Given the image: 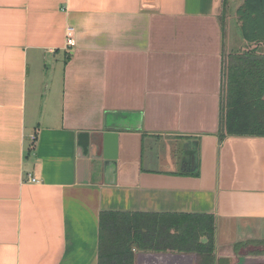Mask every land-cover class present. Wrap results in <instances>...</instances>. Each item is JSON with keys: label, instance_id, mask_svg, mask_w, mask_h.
Returning <instances> with one entry per match:
<instances>
[{"label": "crops", "instance_id": "0c3cea01", "mask_svg": "<svg viewBox=\"0 0 264 264\" xmlns=\"http://www.w3.org/2000/svg\"><path fill=\"white\" fill-rule=\"evenodd\" d=\"M241 3L0 0V264H98L103 213L210 215L215 264H264V138L217 136Z\"/></svg>", "mask_w": 264, "mask_h": 264}, {"label": "trees", "instance_id": "16d2710c", "mask_svg": "<svg viewBox=\"0 0 264 264\" xmlns=\"http://www.w3.org/2000/svg\"><path fill=\"white\" fill-rule=\"evenodd\" d=\"M235 14L242 40L255 47L223 56L219 141L227 137L264 138V0H242ZM214 238L210 215L103 213L98 264H134L133 250L193 252L200 264H215Z\"/></svg>", "mask_w": 264, "mask_h": 264}, {"label": "water", "instance_id": "95a60500", "mask_svg": "<svg viewBox=\"0 0 264 264\" xmlns=\"http://www.w3.org/2000/svg\"><path fill=\"white\" fill-rule=\"evenodd\" d=\"M118 157V134L107 132L103 137V157L106 164L114 163ZM98 159V158H97Z\"/></svg>", "mask_w": 264, "mask_h": 264}, {"label": "built area", "instance_id": "2783aa9c", "mask_svg": "<svg viewBox=\"0 0 264 264\" xmlns=\"http://www.w3.org/2000/svg\"><path fill=\"white\" fill-rule=\"evenodd\" d=\"M65 38H66V48H71L75 45L74 41V33L71 28H68L65 33ZM32 182H36L35 180H31Z\"/></svg>", "mask_w": 264, "mask_h": 264}, {"label": "rangeland", "instance_id": "374dc122", "mask_svg": "<svg viewBox=\"0 0 264 264\" xmlns=\"http://www.w3.org/2000/svg\"><path fill=\"white\" fill-rule=\"evenodd\" d=\"M242 0H233V5L231 6L230 11L232 13L233 8L238 4L241 3ZM238 7V6H237ZM238 23V22H237Z\"/></svg>", "mask_w": 264, "mask_h": 264}]
</instances>
